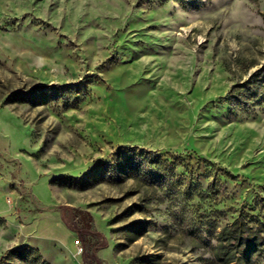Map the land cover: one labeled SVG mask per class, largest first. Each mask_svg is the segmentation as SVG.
<instances>
[{
  "label": "rangeland",
  "instance_id": "1",
  "mask_svg": "<svg viewBox=\"0 0 264 264\" xmlns=\"http://www.w3.org/2000/svg\"><path fill=\"white\" fill-rule=\"evenodd\" d=\"M61 211L99 264H264V0H0V264H82Z\"/></svg>",
  "mask_w": 264,
  "mask_h": 264
},
{
  "label": "trees",
  "instance_id": "2",
  "mask_svg": "<svg viewBox=\"0 0 264 264\" xmlns=\"http://www.w3.org/2000/svg\"><path fill=\"white\" fill-rule=\"evenodd\" d=\"M135 150V148L133 149ZM132 149H123L122 147L119 148V150L115 153V156L117 157V160H122L123 162H125V165L128 169H130L133 174H137L139 171V166L140 163L137 164H132V158L130 155V152L133 151ZM136 154V153H134ZM140 156V155H139ZM141 159H148L149 162H152L155 157L152 158H143V156H140ZM161 161H159L158 163H160ZM166 162V161H164ZM171 166H176L174 163H168ZM210 165L209 162H206V166ZM167 167H164V169H166ZM212 169V168H211ZM172 170V169H171ZM60 208V206H51V208ZM86 218V220H85ZM61 219L63 220V222L72 230H74L77 234V236H79V238L83 241L84 244V250H83V254H82V264H99V260L97 258V256L95 255L94 251L98 246H101L102 244L99 243L98 241V232L95 231L92 228V221L91 218L87 215L86 217H83L80 221L79 224H70L68 218L64 215V213L61 211ZM237 219H235L232 223L233 228H223V232L225 233L226 239L230 240V241H234L236 243H239L240 246H242L244 248V252L247 251L248 246H250L251 244L255 243L256 240L253 239H247V237H245L243 235V230L240 227V224L237 225ZM90 235H94L96 238V242L95 244L90 240V238H88ZM87 243V244H86ZM83 249V248H82ZM12 254H16V255H20L23 258H27L28 256H32L33 257V261L36 262L37 264H49L46 261H44L41 257V254L39 253V251L35 248H32L28 245H24L20 248H15L12 249L10 251Z\"/></svg>",
  "mask_w": 264,
  "mask_h": 264
}]
</instances>
